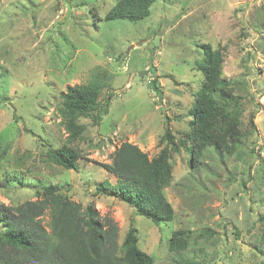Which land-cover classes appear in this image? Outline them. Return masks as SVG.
<instances>
[{"label": "rangeland", "instance_id": "rangeland-1", "mask_svg": "<svg viewBox=\"0 0 264 264\" xmlns=\"http://www.w3.org/2000/svg\"><path fill=\"white\" fill-rule=\"evenodd\" d=\"M119 1L0 0V204L35 201L54 186L111 218L120 245L135 227L155 264H264V0H158L145 20L105 21ZM204 45L224 51L222 77L241 115L225 141L201 147L193 113ZM95 74L101 106L77 120L81 157L65 170L47 157L68 142L60 95ZM124 142L169 164L172 222L155 225L97 192L116 184L103 165ZM41 223L49 232L48 211ZM176 232L186 246L172 252Z\"/></svg>", "mask_w": 264, "mask_h": 264}, {"label": "trees", "instance_id": "trees-1", "mask_svg": "<svg viewBox=\"0 0 264 264\" xmlns=\"http://www.w3.org/2000/svg\"><path fill=\"white\" fill-rule=\"evenodd\" d=\"M158 0H121L111 7L105 21L138 22L147 19L151 7ZM202 60L197 69L204 78L195 105L194 126L199 144L205 147L219 138L225 141L234 133L240 111L230 92L231 82L222 77L225 54L223 50L202 47ZM103 89V75L95 74L88 84L69 86L60 95L58 108L61 124L68 134V142L59 149L52 148L47 157L65 170H77L80 153L72 146L81 134L79 118H90L100 109L99 93ZM149 89L163 100V91L153 81ZM108 101L104 113L108 111ZM94 121L101 119L95 115ZM166 136H169L167 127ZM103 167L116 178V184L105 180L97 192L109 194L133 207L134 212L153 224L172 222L173 207L165 188L172 180L169 164L162 157L150 159L140 146L124 142L111 155V162ZM35 201H26L14 207L0 204V264H155V259L138 245V230L131 227L122 244L120 230L111 218H102L93 204L70 200L58 187H46ZM49 212L50 231L41 223ZM264 224V216L259 217ZM170 250L179 252L186 246L183 232L170 239ZM179 264H191L182 260Z\"/></svg>", "mask_w": 264, "mask_h": 264}]
</instances>
